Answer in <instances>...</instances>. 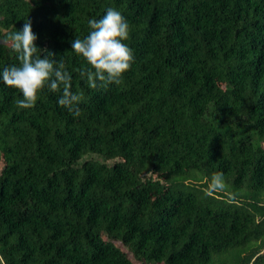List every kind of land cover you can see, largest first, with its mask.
<instances>
[{"label":"trees","instance_id":"1","mask_svg":"<svg viewBox=\"0 0 264 264\" xmlns=\"http://www.w3.org/2000/svg\"><path fill=\"white\" fill-rule=\"evenodd\" d=\"M109 8L134 61L94 89L72 42ZM0 18V37L30 19L81 97L79 116L62 88L23 109L0 79V264H264V0H0Z\"/></svg>","mask_w":264,"mask_h":264},{"label":"clouds","instance_id":"2","mask_svg":"<svg viewBox=\"0 0 264 264\" xmlns=\"http://www.w3.org/2000/svg\"><path fill=\"white\" fill-rule=\"evenodd\" d=\"M91 31L83 38L72 42V52L82 56L90 66L80 69L79 75L86 78L91 88L119 85L134 61L132 49L124 43L129 36V24L120 12L109 8L99 20L88 21ZM38 37L34 34L31 20L25 21L22 30H15L0 37V47H7L17 55L19 64L4 68L0 79L8 87L22 93L17 101L20 108L35 106L38 94L46 87L52 92L62 88L58 99L61 107L67 108L74 116L81 114L78 107L81 97L73 94L72 75L66 70L64 60L47 48L37 47ZM221 179L220 174L213 176V184Z\"/></svg>","mask_w":264,"mask_h":264},{"label":"rangeland","instance_id":"3","mask_svg":"<svg viewBox=\"0 0 264 264\" xmlns=\"http://www.w3.org/2000/svg\"><path fill=\"white\" fill-rule=\"evenodd\" d=\"M136 262V264H139L137 261H135Z\"/></svg>","mask_w":264,"mask_h":264},{"label":"water","instance_id":"4","mask_svg":"<svg viewBox=\"0 0 264 264\" xmlns=\"http://www.w3.org/2000/svg\"><path fill=\"white\" fill-rule=\"evenodd\" d=\"M1 19V18H0Z\"/></svg>","mask_w":264,"mask_h":264}]
</instances>
